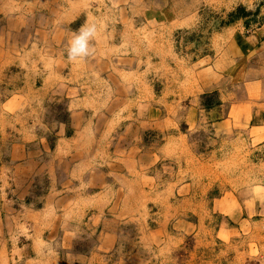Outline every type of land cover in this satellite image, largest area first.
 Wrapping results in <instances>:
<instances>
[{
    "label": "rangeland",
    "instance_id": "374dc122",
    "mask_svg": "<svg viewBox=\"0 0 264 264\" xmlns=\"http://www.w3.org/2000/svg\"><path fill=\"white\" fill-rule=\"evenodd\" d=\"M20 1L43 8L26 18L45 28L36 33L39 43L28 45L32 30L11 29L10 61L3 55L0 63V155L18 150L33 155L25 172L14 167L17 159L0 157V218L7 230L0 237V264H26L29 257L18 252L22 246L43 253L58 249L60 260L48 264H264V104L256 92L244 97L242 69L234 72L235 81L227 79L231 60L223 54L252 31H261L264 39V0H72L73 15L47 8L69 0ZM142 2L158 9L148 36L144 23L152 22L140 11ZM8 6L11 25L19 10ZM70 16L77 17L73 30L86 20L96 23L92 44L106 38L98 35L106 25L124 29V37L132 39L125 43L138 57L131 63L137 88L120 73L129 62L51 57L50 27ZM4 17L0 12V26ZM213 76L220 84L216 90L198 87L208 86ZM55 83L95 90L96 101L85 102L82 118L115 119L105 135L126 134L138 149L132 181L114 182L121 188L111 192L91 191L98 193L89 209L78 219L65 212L56 239L50 230L58 215L41 198L56 192L65 175L52 164L55 126L48 123L66 120L70 112L61 95L45 91ZM222 120L225 125L217 126ZM71 252L83 254L82 261Z\"/></svg>",
    "mask_w": 264,
    "mask_h": 264
},
{
    "label": "crops",
    "instance_id": "0c3cea01",
    "mask_svg": "<svg viewBox=\"0 0 264 264\" xmlns=\"http://www.w3.org/2000/svg\"><path fill=\"white\" fill-rule=\"evenodd\" d=\"M10 2L12 3V6H18L19 10V14L17 15L18 17L16 16L15 18L14 15L11 17V25L10 15L7 14L9 13L8 5H10ZM72 3L73 1L69 0V3H67L66 6L58 4V7L56 6L55 9L54 7L50 8V6H48L47 8H49L50 12L54 10L53 12L59 15H73L76 9H74ZM141 5L142 7L140 11L142 12L143 17L147 19V22H152L151 20L153 19V15L158 12V9L150 7L143 2L141 3ZM134 7L135 5L131 6V8ZM4 9L6 12H4ZM119 10L121 12L122 9L120 8ZM42 11L43 8L41 9V7L38 8L36 6L34 8H26L25 1L22 2L20 0H0V12L5 16L3 18L5 19V24H1L0 26V63L4 61L3 55L5 56V60L10 61V49L9 46H6L8 45L6 44V39H9L11 29H17L19 33H22V31L25 32L27 30L33 31V33H28V38L24 45H28L31 41H34L35 43H37L38 41L39 43V39L35 37L36 33L40 34L41 30L45 28V26H43L42 22H40L39 20H35V18H33V20H35L37 23L31 21V18L28 19L26 17L29 14L35 15L42 13ZM161 13L169 14V11L163 10ZM147 14L150 15L148 16ZM75 19H77V17L75 18L74 16H70V18L66 19V23L59 26L52 25V27H50V30H52L50 31L51 38L53 37V39H55V42H52V40H50L51 48L49 54L53 59L59 58L64 59L66 62L69 61L68 58H65V50L68 46V41L72 36V32L74 31L71 27ZM15 22L17 23L16 25L14 24ZM161 23L164 24V21ZM82 24H80L78 28ZM144 25L148 26H143L146 30H153L155 23H144ZM102 29V33L98 34L99 38L100 36L106 38H103V42L101 41V39H99V43L92 44L95 49L93 56L97 57V59L101 61H115L116 65L117 63L121 62H129L130 66L120 69V73L123 76H126L131 81L132 85L137 88L138 71L131 68V63L138 60V57L137 53L131 52L132 39L127 40L124 37V29L120 30L119 28V31H116L117 29L114 23L106 25ZM19 33L18 35L21 36V34ZM54 34L56 36L55 38ZM109 36L111 37L109 38ZM127 41H129L131 44L125 43ZM225 45L228 44L226 43ZM100 46L102 47V49ZM136 50H138V48H136ZM124 52H127V54H124ZM103 54L105 56H103ZM223 54H228L226 55V57L231 60V63L229 65L231 71L228 72L229 74H226L227 79L231 80L232 82L235 81L234 72L237 71L238 73V71L242 69V73L240 74L242 75V78L238 80L242 81L241 83L244 87V97L246 99H249L251 93L256 92L261 97V103L264 104V39H261V31H252L251 34L242 39V44L240 45H235L234 47L231 43V45L226 47V49L223 51ZM234 57L236 61H234ZM117 68L118 67H116L115 69ZM215 74L218 75L217 73ZM49 75L55 77L57 76L60 79H63V75L48 73L47 76ZM113 76L114 75L111 72L107 74L108 79L112 78ZM216 77H210L212 80L210 79V83L208 86H205L206 83L202 84L201 82V84H198V87L203 91L212 89L216 90L217 86L220 85L218 84V82H216ZM57 83H55L56 86H53V84L50 87H44L46 88L45 91L54 95H61V98L65 99L67 111H69L70 113L66 120H52V122L48 123L49 125L55 126L52 131L55 148H52L50 149V151H48L50 153V157L57 159L55 161H52V164L56 165V167L59 168V170H56V172H63V175H65V179L63 180L61 186L56 187V192H54L53 194L51 193V195L48 197L46 195L41 198L42 200L44 199V204L45 201L49 199L51 206L55 207L56 215H58L57 221L55 223V229L50 230L51 235H53L55 239L58 237V228H61V226L63 225L65 212H73L75 218L78 219V216H82L84 212L89 209V201L91 200V198L97 196L98 193L97 192L92 194L91 191L103 190L111 192L112 190L114 191L115 188L116 190L121 188L119 185L116 186L114 182H120L119 184H123L126 181H132L133 177L129 176H132L131 172L136 173L137 171L136 158L138 154V149H136L135 146L132 145V139H128L126 137V134H124V137L116 135L115 132L105 135V133L107 132V127L115 124V119L106 116L96 119L82 118L84 110L87 108L85 102L96 101L95 96H97V92H95V90L92 91L88 86L85 85H79L77 88H75L73 84L71 85L69 83H65V85H63L59 83L58 85ZM37 90L39 92L41 90V87H38ZM82 105H84L85 108L82 107ZM88 108L96 109L95 105H90ZM261 108H264V106ZM225 122L226 120L217 122V126L221 127V125H225ZM125 127L127 130H129L131 125L127 124ZM78 143H80L81 147L78 146ZM6 156L10 159H17L18 162L16 165H14V167L18 169V172L20 170H24L23 172H25L29 159L33 157L30 151L24 152L22 150H18L16 152L6 151L5 153H2V156L0 155V157ZM19 187L20 183L18 184V188ZM103 194L105 193H100V195ZM112 195L113 193H111L110 195L111 198ZM116 199L118 198L115 197V201L113 200L115 204L117 201ZM95 207L97 210L96 214L99 215L100 213L99 216L103 215V206L100 203H97V205L95 204ZM43 210L45 209H42V211ZM114 210L115 208H112V211ZM74 222H76V220ZM52 226H54V224H52ZM75 226L78 227L77 222L74 223V227ZM73 229V232L75 233L79 231V227L78 229ZM6 231V229H3L0 218V237H4ZM67 237L70 236L68 235ZM110 239L111 238H109V240ZM23 247L24 246L20 247L18 249V252L24 257H29L28 259L25 258V261L28 260L26 264H32L36 262H38V264H42V262L48 264V261H51L49 263H56L58 260H60L58 249L43 253L44 251L35 249L34 246H32V248L30 249ZM29 250L37 253L38 257L37 255H35V257L33 256L34 258H32ZM2 252L3 251L1 247L0 258L2 257ZM71 254H73L74 259L78 262H81L84 257L83 254L78 252H71ZM88 262H91V260H88Z\"/></svg>",
    "mask_w": 264,
    "mask_h": 264
},
{
    "label": "clouds",
    "instance_id": "9594fccd",
    "mask_svg": "<svg viewBox=\"0 0 264 264\" xmlns=\"http://www.w3.org/2000/svg\"><path fill=\"white\" fill-rule=\"evenodd\" d=\"M96 33V23H89L87 20L77 30H74L65 50L68 60L75 62L93 55L95 49L92 41Z\"/></svg>",
    "mask_w": 264,
    "mask_h": 264
},
{
    "label": "bare ground",
    "instance_id": "6f19581e",
    "mask_svg": "<svg viewBox=\"0 0 264 264\" xmlns=\"http://www.w3.org/2000/svg\"><path fill=\"white\" fill-rule=\"evenodd\" d=\"M144 3V2H143ZM12 8V7H11ZM99 24V23H98ZM100 30H101V28H100ZM146 30V29H145ZM146 32L148 33L149 31L148 30H146ZM142 35L143 36H145V37H147L148 35H150V32H149V34H147V36H146V33H142ZM149 39V38H148ZM101 47V46H100ZM154 48L156 47L157 48V44H154V46H153ZM158 48H161V46H159ZM1 61H3V60H1ZM102 62V61H101ZM106 63V62H105ZM97 66V65H96ZM125 70V69H124ZM109 85V84H108ZM72 87V86H71ZM115 87V86H114ZM70 96V95H69ZM89 96V95H88ZM92 98V97H91ZM65 141V140H64ZM100 148V147H99ZM135 183V182H134ZM136 187H137V185H136ZM156 196H158V195H156ZM140 199V198H139ZM143 200V199H142ZM141 202V201H140Z\"/></svg>",
    "mask_w": 264,
    "mask_h": 264
}]
</instances>
